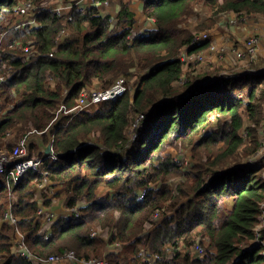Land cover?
I'll list each match as a JSON object with an SVG mask.
<instances>
[{"label":"trees","instance_id":"16d2710c","mask_svg":"<svg viewBox=\"0 0 264 264\" xmlns=\"http://www.w3.org/2000/svg\"><path fill=\"white\" fill-rule=\"evenodd\" d=\"M110 1L118 4L110 13L89 4L60 16L48 7L72 1L0 0V148L13 153L25 140L22 159L44 156L49 144L59 154L19 182L0 173V264H47L68 250L104 255L98 231L119 244L107 255L111 264H264V165L246 163L264 137V101L256 94L264 73L183 79V48L210 44L191 45L196 33L184 27L202 0ZM28 2L37 7L33 23L15 10ZM138 4L151 22L143 31ZM206 4L217 15L264 16V0ZM27 45L36 50L31 57ZM131 69L143 70L134 92L94 111L61 110L96 82L108 88ZM31 131L43 139H31ZM170 147L199 156L193 178L178 177L175 187L168 182L185 172L184 160L168 154ZM103 183L114 192L98 195ZM58 208L69 213L48 220ZM9 209L17 223L6 218ZM22 238L31 256L21 252ZM206 238L213 251L193 253Z\"/></svg>","mask_w":264,"mask_h":264},{"label":"rangeland","instance_id":"374dc122","mask_svg":"<svg viewBox=\"0 0 264 264\" xmlns=\"http://www.w3.org/2000/svg\"><path fill=\"white\" fill-rule=\"evenodd\" d=\"M109 5V6H108ZM103 4L101 6L102 12L103 13H110L109 11L113 12L115 10L116 4L113 3V1L109 0V4ZM141 7L138 6V28L143 31V25L144 26H150L149 21L147 18L144 16L143 10ZM233 16H237V18L245 17V20L239 21L237 24H231L229 22L230 18ZM186 19L189 21L190 26H184V27H189L194 32L196 35L202 34V33H209L212 37V39L218 43H222L223 40H229L232 42L236 43H241L242 41L246 40L249 36L254 35V34H259L261 37V45H260V51L258 54V58L256 60L252 61V58L249 60H243V61H238L235 60L234 57L227 56L225 59H217L214 56L210 57L208 54V47L198 50L199 52H203L206 56L205 61L203 62H184L185 65V77L183 79H186V76H190L192 79L195 81L198 80H203V79H209V77L216 78L220 77L221 74L223 75H235V74H245L247 71L255 72L258 75L264 73V16L262 15H250L249 13H245L242 16H239L236 12L234 11H219L218 15L216 12L208 5L206 4V0H202L201 2H198L197 4L194 5L193 7V12L189 15L186 16ZM239 32L242 34L246 33L244 36H239ZM65 37L61 36L60 39L63 40ZM225 37V38H224ZM225 42V41H224ZM188 47V48H186ZM190 45L185 46L181 52L180 57H182L187 51L188 53H192L197 50H190ZM143 73L142 69H131L128 73V75H121L119 76L115 83L117 81H124L125 84L129 85V89L134 92L136 89L137 85L140 82L141 74ZM3 78L1 77V80ZM246 79L240 80L239 83H243ZM263 84H259L256 94L258 100H261L262 102L264 101L263 99V94H264V79H262ZM114 84V83H113ZM183 85L182 83H180ZM99 85V82H96L93 87H90V89H85L84 92L88 93L89 91L93 90H100V89H105V88H100L96 87ZM81 96V95H80ZM80 98V97H79ZM78 98V99H79ZM78 99L76 101H72V104L74 105L73 107L77 108L78 110L84 109L85 107H80L79 106V101ZM246 101L249 100V98H245ZM264 104V103H263ZM12 106V104L10 105ZM94 111L97 109V106H90ZM91 108H86V109H91ZM85 109V110H86ZM217 120L213 121V125H215ZM261 131V130H260ZM260 131L258 130V134H260ZM261 135V134H260ZM259 135V136H260ZM264 135V131H263ZM29 136L31 139H43V136L38 133H34L31 131L29 133ZM49 136V135H48ZM55 134L51 135L52 141L54 140ZM262 136V135H261ZM264 137L262 136V142L261 143V149L255 153V155L252 158H248L246 160V163L248 162L250 165H255L256 167L263 166L264 165ZM52 146V144H49V146ZM45 148V150L48 149ZM44 148V147H43ZM53 148V146H52ZM168 154H170L175 160L178 159L180 161L184 160V165H182V169H185V172L183 171L182 175H176L175 178L172 180H169L168 183L173 182V187L176 186L178 182H176V179L180 177V179H187L191 177L194 174V171H197L195 165L198 163L199 156H195L192 154V149L191 147H170L168 149ZM263 175H264V170H263ZM209 177V174L206 175ZM193 178V177H191ZM98 195H103L106 194L107 192L113 193L114 190H112L110 187L106 186L105 183H103L97 190H96ZM40 206H43L42 200L39 201ZM55 207H57V204H54ZM42 208V207H41ZM53 211V210H52ZM55 212V210H54ZM99 234H102L101 237H103L105 240L104 242V255H100L102 258H105L107 260L108 257L107 255L111 253V251H118L120 249L118 243H111L108 238V232L103 231L102 233L98 231ZM203 245L205 248V252H210L213 251L212 249L214 248L213 243H211L210 240L207 238L204 240V242H199ZM117 244V245H116ZM116 245V248L111 250V246ZM185 247V246H183ZM193 247H191L192 251ZM193 253L194 249H193ZM99 255H91V257L98 258L100 257ZM53 264H73L70 263L67 260H60L56 263Z\"/></svg>","mask_w":264,"mask_h":264},{"label":"built area","instance_id":"2783aa9c","mask_svg":"<svg viewBox=\"0 0 264 264\" xmlns=\"http://www.w3.org/2000/svg\"><path fill=\"white\" fill-rule=\"evenodd\" d=\"M72 1L70 4L62 6L60 2H54L52 3L48 8L56 11L60 16L66 15L69 13V11L74 7L78 6L80 8H84L91 5H96L101 7L103 4H109V0L101 1V0H70ZM109 6V5H108ZM36 6L32 3H22L18 6H16L15 10L18 14H24L27 21L30 23L34 22V19L32 16L34 15V11L36 10ZM245 17H241L240 19L237 18V16H233L230 18L229 22L231 24H237L239 21L245 20ZM154 23V19L151 20ZM26 24V23H22ZM68 33L67 28H63L59 34V39L61 36H66ZM209 41L210 44L208 46V54L210 57H215L217 59H225L227 56L234 57L235 60L241 59V60H249L252 58L253 60H256L258 58V54L260 51V41L261 37L259 34H254L249 36L243 43H236L232 41L223 40L222 43H218L214 41L209 33H202L195 36V38L192 40L191 45H199L202 43H205ZM225 41V42H224ZM189 46V45H188ZM188 48V47H186ZM24 54L26 57H31L36 53V50H34V47L32 45L24 46ZM183 63L184 62H203L206 59L205 54L202 52L194 51L192 53H188L185 51L184 55L181 57ZM227 77L232 75H225ZM186 81L181 80L180 83H184ZM129 89V85L125 84L124 81H117L116 83L112 84L110 87L100 90H93L89 91L88 93H85L84 91L81 93L79 101L80 107H85L84 109L78 110L76 107L68 108L64 104L61 105V110L63 112H70L71 114H76L78 112H81L85 110L86 108H91L90 106H97L103 101H107L110 99H114L123 93L127 92ZM14 105H12L13 107ZM93 108V107H92ZM91 108V109H92ZM28 154V149L26 147L25 140H22L19 142V144L16 145L13 153L9 152L5 148H0V173H6L8 172L9 175L13 176L16 182H19L20 179L25 175V173L29 169H34L37 167H40L45 161V159H59V154H57L53 148L51 153H46L44 156H37L34 158H28V159H22ZM47 174V173H46ZM11 209H9V212L6 213V218L8 220H11V222L17 223V220L12 217L10 214ZM44 212L43 206L40 208L39 213ZM162 211H159L155 214L157 218H161ZM48 220L51 217H56V211H52L49 213ZM51 216V217H50ZM95 234V232L93 233ZM20 249L21 252H23L26 255L31 256L32 253L29 250L27 244L25 243V239L22 238V241L20 243ZM194 252L203 256L205 248L201 243H198L195 247H193ZM67 260L70 263L73 264H111L109 260L105 258H94V257H78L76 252L74 250H68L65 254H57L52 255L49 257L48 261L44 262L47 264H53L55 262H58L60 260Z\"/></svg>","mask_w":264,"mask_h":264},{"label":"crops","instance_id":"0c3cea01","mask_svg":"<svg viewBox=\"0 0 264 264\" xmlns=\"http://www.w3.org/2000/svg\"><path fill=\"white\" fill-rule=\"evenodd\" d=\"M117 6H118V4H116V7H115V10H116V8H117ZM141 7L140 8V10L142 9V4L141 5H137V7ZM246 33H244V34H242L241 32H239V35H238V37L239 36H244ZM225 38V37H224ZM245 41V40H244ZM244 41H242L241 43H243ZM55 211H56V215H58V214H61V213H66L67 212V210L65 209V208H58V209H55ZM67 213H69V212H67ZM114 247L115 246H111L110 248H111V250H113L114 249Z\"/></svg>","mask_w":264,"mask_h":264},{"label":"water","instance_id":"95a60500","mask_svg":"<svg viewBox=\"0 0 264 264\" xmlns=\"http://www.w3.org/2000/svg\"><path fill=\"white\" fill-rule=\"evenodd\" d=\"M52 152V146L50 145L49 147H48V149L46 150V153H51Z\"/></svg>","mask_w":264,"mask_h":264}]
</instances>
